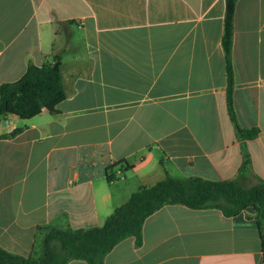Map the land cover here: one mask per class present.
Returning a JSON list of instances; mask_svg holds the SVG:
<instances>
[{
	"label": "crops",
	"instance_id": "obj_1",
	"mask_svg": "<svg viewBox=\"0 0 264 264\" xmlns=\"http://www.w3.org/2000/svg\"><path fill=\"white\" fill-rule=\"evenodd\" d=\"M225 11L226 0H0V85L59 53L65 87L54 110L2 118L0 134L24 129L0 139L1 246L38 255L39 226H100L167 175L264 181V0H238L234 17V106L253 138L228 112ZM104 264H264L261 231L251 207L167 204L141 244L123 239Z\"/></svg>",
	"mask_w": 264,
	"mask_h": 264
},
{
	"label": "trees",
	"instance_id": "obj_2",
	"mask_svg": "<svg viewBox=\"0 0 264 264\" xmlns=\"http://www.w3.org/2000/svg\"><path fill=\"white\" fill-rule=\"evenodd\" d=\"M238 0H226L222 44L225 52L227 75V106L237 133L245 138L258 135L259 128H243L234 106L235 85L232 59L234 17ZM62 56L53 55L51 61L41 65L30 63L25 73L15 81L0 85V124L2 118L14 113L30 118L44 108L54 110L65 97L62 75ZM24 127L0 134V139L14 137ZM245 159L240 171L246 169ZM116 165V164H115ZM115 165L109 166V170ZM111 179V177H110ZM167 204H183L191 208H218L226 216L237 215L251 207L261 231L264 262V181L249 186L239 179L213 180L200 176L185 178L166 177L142 185L129 199L106 218L100 226L89 228L39 226L42 234L40 254L23 256L0 245V264H68L73 259H83L89 264H104L105 256L116 244L127 237H135L137 244L143 240V224L147 217Z\"/></svg>",
	"mask_w": 264,
	"mask_h": 264
},
{
	"label": "rangeland",
	"instance_id": "obj_3",
	"mask_svg": "<svg viewBox=\"0 0 264 264\" xmlns=\"http://www.w3.org/2000/svg\"><path fill=\"white\" fill-rule=\"evenodd\" d=\"M76 37H78V34L76 35Z\"/></svg>",
	"mask_w": 264,
	"mask_h": 264
},
{
	"label": "built area",
	"instance_id": "obj_4",
	"mask_svg": "<svg viewBox=\"0 0 264 264\" xmlns=\"http://www.w3.org/2000/svg\"><path fill=\"white\" fill-rule=\"evenodd\" d=\"M123 178V176H121Z\"/></svg>",
	"mask_w": 264,
	"mask_h": 264
}]
</instances>
